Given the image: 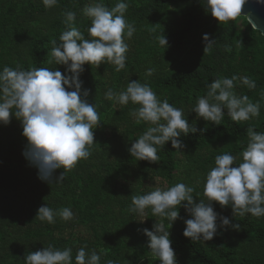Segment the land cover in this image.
Instances as JSON below:
<instances>
[{"label":"trees","instance_id":"trees-1","mask_svg":"<svg viewBox=\"0 0 264 264\" xmlns=\"http://www.w3.org/2000/svg\"><path fill=\"white\" fill-rule=\"evenodd\" d=\"M101 2L109 10L120 0H58L46 8L42 0H0V71L47 67L66 73V65H56L51 50L53 40L69 30L65 14L76 13L77 27L85 39H91V19L84 9ZM128 4L126 21L136 31L126 39L125 68L117 72L111 62L98 68L85 64L79 79L86 99L98 112L100 123L93 129L94 144L90 156L72 170L57 169L64 178L49 183L38 178V170L24 157L27 140L20 120L10 114L7 125L0 124V264H25L29 252L52 245L54 249L71 248L72 261L81 247L95 251L100 264H160L147 247L143 229L154 230L162 218L150 209L143 215L131 213L132 197L145 195L160 187L163 190L183 183L194 189L198 203L207 198L204 186L208 172L215 167V157L225 153L236 157L233 166L243 162L249 142L247 129L264 132V37L246 18L237 17L219 23L206 9L203 0H124ZM160 34L167 47L159 45ZM207 34L214 44L204 52ZM154 68L152 76L146 70ZM247 76L256 87L235 82L237 96L247 95L260 104V115L247 121H233L224 109L221 124L205 121L192 111L197 98L207 94L216 79ZM147 84L161 101L180 108L196 131L181 134L182 149L172 148L171 141L158 146L159 160L152 163L136 160L128 151L151 125L130 115L139 105H120L105 98L111 89L126 90L128 82ZM71 90V89H66ZM14 111V110H13ZM182 202L179 218L168 229L176 264H264V217L233 213L231 205L211 206L218 217H228L230 226L220 227L212 240L192 241L183 236L184 221L191 214ZM53 210L64 207L74 213L71 221L58 215L55 223L36 219L41 206ZM167 228L169 221L163 218Z\"/></svg>","mask_w":264,"mask_h":264},{"label":"clouds","instance_id":"clouds-1","mask_svg":"<svg viewBox=\"0 0 264 264\" xmlns=\"http://www.w3.org/2000/svg\"><path fill=\"white\" fill-rule=\"evenodd\" d=\"M42 2L46 8H52L58 0ZM203 3L221 24L241 15L245 0H203ZM127 9L128 4L124 0L111 10L101 2L86 7L84 12L91 19L88 28L91 39H85L84 34L73 26L75 12L65 14L69 30L60 35L59 44L55 40L51 42V55L56 65H66V73L71 75L47 67L25 71L5 66L0 71V124L7 125L10 114L21 121L22 135L27 140L23 155L31 166L37 168L40 180L59 183L64 175L61 172L55 176L57 169L70 171L78 161L90 156L89 148L94 144L93 129L100 121L95 106L82 98L89 95V90H82L83 81L79 77L85 64L98 68L104 62H111L117 72L125 68L128 52L125 40L132 38L136 31L134 25L126 21ZM202 39L207 41L204 52L210 50L215 41L210 40L207 34ZM158 42L160 46L167 47V39L163 35L160 34ZM154 72V68H149L146 75L152 76ZM237 80L250 90L256 87L255 81L247 76L234 75L213 80L208 85L207 94L197 98L192 111L217 125L221 124L224 109L233 121L258 117L259 102H250L247 95L237 96L234 91ZM105 98L120 105L129 102L139 105L130 115L151 125L128 149L136 160L156 163L160 159L158 146L162 148L171 141L172 148L179 151L184 145L178 137L196 131L188 124L182 109L172 106L167 100H159L150 86L138 80L128 82L126 90L119 93L108 89ZM247 135L249 142L239 166H233L236 157L232 154L215 157V167L208 172L204 186L207 203L204 200L197 203L192 195L194 189L183 183L167 190L156 187L148 194L132 197L131 213L143 215L146 209H150L154 216L162 218L154 225V230L143 229L148 238L147 247L160 264H176L168 229L179 218L178 208L182 202H186L183 206L192 216L184 221L186 226L182 234L193 242L212 240L217 232L218 218L220 227L230 226L239 230L240 226L231 224L228 217H218L211 206L212 201L222 207L231 205L233 213L240 216L251 214L257 218L264 217V132H256L249 127ZM57 215L64 221L74 218L73 211L68 207L53 210L47 205L38 209L35 218L52 224ZM163 218L169 221L167 228ZM24 260L25 264H73L71 248L59 250L52 245L29 252ZM75 264H100V256L81 247L75 255Z\"/></svg>","mask_w":264,"mask_h":264},{"label":"water","instance_id":"water-1","mask_svg":"<svg viewBox=\"0 0 264 264\" xmlns=\"http://www.w3.org/2000/svg\"><path fill=\"white\" fill-rule=\"evenodd\" d=\"M249 25L264 37V0H245L241 15Z\"/></svg>","mask_w":264,"mask_h":264}]
</instances>
